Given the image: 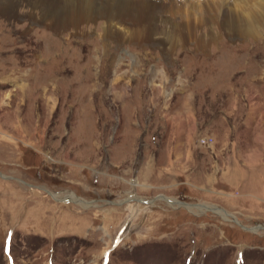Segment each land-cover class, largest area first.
Masks as SVG:
<instances>
[{
    "label": "rangeland",
    "instance_id": "rangeland-1",
    "mask_svg": "<svg viewBox=\"0 0 264 264\" xmlns=\"http://www.w3.org/2000/svg\"><path fill=\"white\" fill-rule=\"evenodd\" d=\"M25 13L0 18V264L4 243L14 264H264V25L198 48Z\"/></svg>",
    "mask_w": 264,
    "mask_h": 264
},
{
    "label": "bare ground",
    "instance_id": "bare-ground-1",
    "mask_svg": "<svg viewBox=\"0 0 264 264\" xmlns=\"http://www.w3.org/2000/svg\"><path fill=\"white\" fill-rule=\"evenodd\" d=\"M183 2L184 12L178 13L173 0H0V18L13 20L21 8L26 11L24 18L28 25L44 24L54 35L67 30L77 35L79 31L96 26L98 37L105 40L122 38L131 41L134 38L138 44H144L152 38H163L158 41L160 44L172 46L178 40L184 44L190 39L198 48L206 45L201 37L196 36L205 28L203 32L211 41L225 35L253 36L259 25H264V0ZM52 198L55 199L54 194ZM86 203L91 204L82 202L80 205L88 206Z\"/></svg>",
    "mask_w": 264,
    "mask_h": 264
},
{
    "label": "water",
    "instance_id": "water-1",
    "mask_svg": "<svg viewBox=\"0 0 264 264\" xmlns=\"http://www.w3.org/2000/svg\"><path fill=\"white\" fill-rule=\"evenodd\" d=\"M0 177H2V178H5L4 176H2L1 174H0ZM48 193V195H50L51 197L53 196V194H51V192H47ZM162 197V196H161ZM164 198V197H163ZM165 199V198H164ZM141 200V199H140ZM139 200V202L140 203H143V204H145V203H147L146 201H144V200H141L140 201ZM166 200V199H165ZM68 201L70 202V199H68ZM167 201V200H166ZM62 202H63V200H62ZM81 202H87V201H83V200H78V202H76V203H81ZM168 202H170V203H176V204H179L180 202H174V201H169L168 200ZM86 204H88V203H86ZM111 204H113V205H119L120 203H115V202H111ZM198 206H201V207H203L204 209H207V210H209V211H213V212H217V211H219V209L218 208H216V207H206L205 205H198ZM226 215H227V213H225ZM229 216V215H228ZM233 220V219H232ZM234 222L236 223V224H238V222L236 221V220H234ZM241 228H245V227H243V226H241V225H239ZM256 227H254L253 229H255ZM246 230H251V229H249V228H245ZM252 229V230H253ZM257 229H259V227L257 228ZM251 230V231H252Z\"/></svg>",
    "mask_w": 264,
    "mask_h": 264
},
{
    "label": "crops",
    "instance_id": "crops-1",
    "mask_svg": "<svg viewBox=\"0 0 264 264\" xmlns=\"http://www.w3.org/2000/svg\"><path fill=\"white\" fill-rule=\"evenodd\" d=\"M263 189H264V187H262ZM261 201H264V199L261 197V198H259Z\"/></svg>",
    "mask_w": 264,
    "mask_h": 264
},
{
    "label": "snow or ice",
    "instance_id": "snow-or-ice-1",
    "mask_svg": "<svg viewBox=\"0 0 264 264\" xmlns=\"http://www.w3.org/2000/svg\"><path fill=\"white\" fill-rule=\"evenodd\" d=\"M5 251H8L7 247L5 248Z\"/></svg>",
    "mask_w": 264,
    "mask_h": 264
},
{
    "label": "flooded vegetation",
    "instance_id": "flooded-vegetation-1",
    "mask_svg": "<svg viewBox=\"0 0 264 264\" xmlns=\"http://www.w3.org/2000/svg\"><path fill=\"white\" fill-rule=\"evenodd\" d=\"M240 224V223H239Z\"/></svg>",
    "mask_w": 264,
    "mask_h": 264
}]
</instances>
